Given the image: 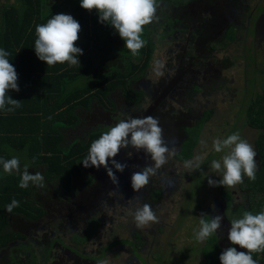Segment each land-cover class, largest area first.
<instances>
[{
	"label": "rangeland",
	"instance_id": "374dc122",
	"mask_svg": "<svg viewBox=\"0 0 264 264\" xmlns=\"http://www.w3.org/2000/svg\"><path fill=\"white\" fill-rule=\"evenodd\" d=\"M73 2L47 0L45 7L57 4L62 9L59 13L71 15ZM158 3L159 19L144 26L143 32L152 41V54L145 71L130 82L132 89L139 93L137 103L130 102L121 89L109 94L114 104L112 112L90 103L89 108L79 110L77 122L72 126L73 137L84 138L94 124L108 127L128 116L152 115L158 118L163 128L165 141L169 146L174 144L178 152L183 140L182 129L194 127L198 121L204 120L197 128L191 156L184 160L197 154L204 156L201 170L189 173L183 166L184 161L179 162L173 156L145 187L135 192L130 177L138 169L133 166L143 167L150 163V159L143 151L121 149L115 159L127 163L128 167L122 173L113 168L119 179L118 188L104 167L86 169L82 164L80 167L92 182L87 187L78 185L68 201L59 199L50 187L44 189L30 185L31 203L43 210V216L34 223L19 216H9L8 228L23 234L25 239L0 252V264H12L16 260L31 264L30 251L37 255L36 262L40 263L50 240L56 238L61 240L63 247L54 245L51 264H95L98 259H107L109 264H204L200 251L204 242H197L194 238L201 216L209 215L210 219L221 215L220 230L222 232L223 227L227 236L229 225L223 213L225 201L221 198L228 193L232 206H244L245 199L239 184L235 188L208 185L207 176L213 175V179L216 176L210 168L211 160L220 159L224 154L212 150V141L238 131L255 149L253 141L257 134L246 126L244 116L249 102L256 95L264 94V0ZM226 31L233 35L231 42L218 46L211 44ZM115 35H107L114 54L107 60L109 63L101 62L103 66L116 65V62L123 64V52L127 49L124 40ZM258 47L261 48L259 51ZM155 59L164 63L163 76L152 71ZM205 111H211L207 118L204 117ZM201 140L207 142L206 148L201 146ZM128 151H131V157ZM156 192L158 197L154 198ZM143 203L151 205L159 223L141 229L136 227L132 213ZM89 219L100 220L92 235L84 242H72V235L85 233ZM187 233L194 239L191 248L194 244L196 250L193 248L187 252L184 259L181 253L185 250L181 243ZM134 234L141 242L139 258L132 253L130 246L121 243L110 250L104 248L113 239L132 241ZM220 237L221 234L217 244L224 249L228 239ZM65 246L72 247L74 252Z\"/></svg>",
	"mask_w": 264,
	"mask_h": 264
},
{
	"label": "trees",
	"instance_id": "16d2710c",
	"mask_svg": "<svg viewBox=\"0 0 264 264\" xmlns=\"http://www.w3.org/2000/svg\"><path fill=\"white\" fill-rule=\"evenodd\" d=\"M46 1L3 0L0 3V48L10 53L8 59L18 73L17 83L20 89L19 91L9 89L7 94L13 99L20 100L21 104L13 112L0 110V158L10 159L15 156L22 163L21 169L27 164L30 172H41L44 175L45 186L47 185L43 188L50 187L59 199L68 201L74 196L78 185L90 186L92 180L82 170V167L85 168L82 160L87 156L91 142L108 128L103 124H94L84 138L73 137L72 126L77 122L79 110L89 108L93 102L103 110L112 112L114 104L109 94L115 93L117 89H121L127 99L136 104L139 93L132 89L130 82L145 71L152 54V41L143 34L142 38L146 44L140 49L138 56H132L130 51L126 50L123 52V64L116 62V65H104L107 68L102 71L104 66L101 62L109 63L107 60L114 54V47L107 41V35L116 34L118 37L119 34L111 25L100 23L95 10L88 11L80 6V0H74L71 15L81 25L79 39L75 42L76 46L83 50L82 55L78 56L80 65L70 66L65 62L47 66L46 62L41 61L35 54V26L46 23L52 15L59 14L62 9L57 4L45 7ZM160 1L178 5L188 0H157ZM232 39L233 35L226 31L211 44L223 45ZM260 49L258 47L257 51ZM210 113L211 111H205L204 117L207 118ZM244 117L246 126L257 134L253 144L259 164L255 181L252 182L245 177L244 182L239 184L243 192L242 197L245 199L244 206H232L228 193L221 196L222 201H225L223 213L229 228L230 221L242 217L244 211H252L255 214L264 209V94L256 95L254 100L249 102ZM203 121H198L194 127L182 129L183 140L174 156L179 162L191 156L197 128ZM19 181L18 173H5L0 164V252L7 251L9 245L25 239L23 234L8 228L9 216H19L32 223L43 216V210L31 203V184L27 189H22L19 187ZM157 194L156 192L153 197H158ZM13 199L19 201V207L8 213L5 207ZM194 206L196 207V204ZM227 209L230 211L227 212ZM208 217L209 215L203 216L205 219ZM99 222V219L87 220L85 233L82 236L72 235L71 241L75 243L86 241ZM222 230L206 239L200 248L204 264H220L219 255L223 249L217 244V240L220 234L221 239L227 238L223 227ZM184 236L181 244L185 251L181 254L185 259L187 252H191L193 248L195 251L196 248L194 244L193 248L190 246L193 242L191 235L187 233ZM139 239L136 234L132 241L113 239L104 248L110 250L121 243L126 247L130 246L132 253L139 258L138 247L141 245ZM225 242H228L227 247L234 246L238 251H246L238 245H231L228 240ZM56 244L63 247L60 239H51L40 263H37V255L30 251L31 264H51L52 251ZM65 247L74 252L72 247ZM253 258L258 260L259 264H264V252L253 253ZM139 260L142 262V259ZM12 264L22 263L16 260Z\"/></svg>",
	"mask_w": 264,
	"mask_h": 264
},
{
	"label": "clouds",
	"instance_id": "9594fccd",
	"mask_svg": "<svg viewBox=\"0 0 264 264\" xmlns=\"http://www.w3.org/2000/svg\"><path fill=\"white\" fill-rule=\"evenodd\" d=\"M80 6L88 11L95 10L98 13L99 22L111 25L125 42V48L132 56H138L146 41L142 38L144 26L157 21V9L160 4L157 0H80ZM81 25L70 14L59 13L52 15L46 23L35 26L34 50L36 56L46 62L47 66L67 62L70 66L80 65L78 59L83 50L76 46L79 39ZM9 52L0 48V110L13 112L21 106L20 100L9 96L8 90L19 91L18 73L9 62ZM164 63L155 59L152 71L157 76H163ZM51 118V117H49ZM202 147H207V142L200 141ZM121 149H132L139 153L143 151L150 159L143 167L134 165L138 169L132 172L130 177L131 188L135 192L145 187L152 176H155L169 160L175 156L176 147L165 141L163 128L158 118L152 115L142 117L128 116L108 126L94 139L88 149L87 156L82 164L87 167H104L111 182L119 187V179L113 168L123 172L127 163H121L115 159ZM212 150L216 153H224L220 159H213L210 168L219 179L207 176L208 185L211 187L223 186L235 188L244 182V178L255 181L258 163L257 152L253 145L242 138L240 133L234 132L226 138H215L212 141ZM131 157V151L127 152ZM205 157L197 154L190 160L184 161V168L189 173L201 170ZM0 164L5 173L16 172L20 175L19 187L27 189L29 185L39 188L45 186L44 175L37 171L32 173L25 164L21 169L20 160L13 156L10 159L0 158ZM111 164V166H109ZM19 207V201L13 199L5 207V211L12 213ZM215 210V209H214ZM133 221L137 228H144L150 224L159 223V217L148 203L135 207L132 213ZM223 217L219 214L210 219L199 220L198 230H194V238L197 242H204L210 236L221 229ZM227 239L231 245H238L246 251H238L236 247H225L219 255L220 264H259L253 258V253L264 252V209L253 214L252 211H244L242 217L230 221ZM95 264H109L107 259H98Z\"/></svg>",
	"mask_w": 264,
	"mask_h": 264
},
{
	"label": "flooded vegetation",
	"instance_id": "af4514ba",
	"mask_svg": "<svg viewBox=\"0 0 264 264\" xmlns=\"http://www.w3.org/2000/svg\"><path fill=\"white\" fill-rule=\"evenodd\" d=\"M254 61H256V60L254 59Z\"/></svg>",
	"mask_w": 264,
	"mask_h": 264
},
{
	"label": "crops",
	"instance_id": "0c3cea01",
	"mask_svg": "<svg viewBox=\"0 0 264 264\" xmlns=\"http://www.w3.org/2000/svg\"><path fill=\"white\" fill-rule=\"evenodd\" d=\"M21 163V162H20ZM22 164V163H21Z\"/></svg>",
	"mask_w": 264,
	"mask_h": 264
}]
</instances>
